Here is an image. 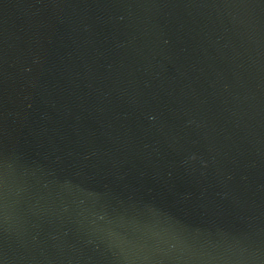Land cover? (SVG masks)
I'll return each instance as SVG.
<instances>
[{"label":"water","instance_id":"obj_1","mask_svg":"<svg viewBox=\"0 0 264 264\" xmlns=\"http://www.w3.org/2000/svg\"><path fill=\"white\" fill-rule=\"evenodd\" d=\"M0 264H264V0H0Z\"/></svg>","mask_w":264,"mask_h":264}]
</instances>
